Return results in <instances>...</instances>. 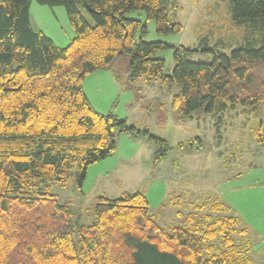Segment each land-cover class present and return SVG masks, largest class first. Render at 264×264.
Segmentation results:
<instances>
[{"label":"trees","instance_id":"1","mask_svg":"<svg viewBox=\"0 0 264 264\" xmlns=\"http://www.w3.org/2000/svg\"><path fill=\"white\" fill-rule=\"evenodd\" d=\"M31 1L0 0V264H254L247 229L221 202L212 203V216L196 221L190 213L186 226L166 228L143 192H124L99 197L92 220L83 223L67 203L34 188L65 186L71 175L81 186L87 168L115 152L120 134L147 135L161 146L155 159L166 154L167 141L112 111H96L85 95L84 78L107 69L116 55L130 56L131 79L179 86L171 100L175 116L201 108L219 116L264 102V0H223L236 44L219 37L232 48L203 49L212 54L209 62L191 60L197 50L136 38L146 25L126 18L133 11L159 34L182 31L168 0H35L64 8L75 34L65 47L32 28ZM165 49L174 61L169 74L156 56ZM256 140L264 144L261 124Z\"/></svg>","mask_w":264,"mask_h":264},{"label":"rangeland","instance_id":"2","mask_svg":"<svg viewBox=\"0 0 264 264\" xmlns=\"http://www.w3.org/2000/svg\"><path fill=\"white\" fill-rule=\"evenodd\" d=\"M168 2L170 18L182 25V31L159 34L153 21H146L142 12L133 11L126 18L146 25V33L139 30L136 38L197 50L189 58L205 62L212 59V54L203 49L228 52L232 48L228 43H219V37L236 44L232 37L235 30L229 26L227 1ZM81 12L92 24L89 14ZM30 19L32 28L40 29L58 47L67 46L75 35L61 6L40 5L32 0ZM156 56L164 59V72L169 74L174 66L172 50L165 49ZM129 62L130 56L121 54L109 64V71L119 74L118 84L114 88L103 86V104L99 103L101 94L95 82L85 80L83 87L96 111L104 114L111 110L128 126L167 141L166 154L155 159L161 146L152 143L147 135L133 138L120 134L115 152L91 164L81 186L71 175L65 186L49 183L34 189H42L67 203L83 223L92 220L91 208L99 197L117 199L124 192H143L149 200L150 213L166 228L186 226L190 213L196 221L212 216V203L221 202L247 229L254 264H264V144L256 140L259 124L264 130V102L250 108L238 106L219 116H212L203 108L191 113V117L175 116L171 100L179 86L167 87L156 79H131Z\"/></svg>","mask_w":264,"mask_h":264},{"label":"crops","instance_id":"3","mask_svg":"<svg viewBox=\"0 0 264 264\" xmlns=\"http://www.w3.org/2000/svg\"><path fill=\"white\" fill-rule=\"evenodd\" d=\"M32 5V1H31V4H30V7ZM30 23H31V19H30ZM32 26V25H31ZM35 31H41L40 29L36 30L34 29ZM44 33V32H43ZM110 69L107 68V69H104V70H97L89 75H87L83 82L85 80H91V83H94L96 84V87H97V90L99 91V95L101 94L100 96V99H99V103H102V102H105L104 101V91H103V86L104 85H109L111 86L112 88L116 87V84H118V77H119V74L116 72V71H109ZM108 71V72H107ZM107 72V73H106ZM94 78V79H93ZM138 79H141V78H138ZM82 86H83V83H82ZM83 90H84V93L85 95L87 96L89 102L91 105L92 102L90 101V98H89V95L88 93L86 92L85 88L83 87ZM99 98V96H97ZM103 104V103H102ZM93 107V106H92ZM111 111V110H110ZM109 112V111H108ZM107 113V112H106ZM117 149V147H116Z\"/></svg>","mask_w":264,"mask_h":264}]
</instances>
